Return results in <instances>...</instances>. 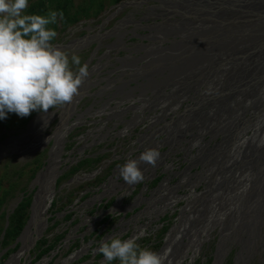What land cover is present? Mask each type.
<instances>
[{"label":"rangeland","instance_id":"rangeland-1","mask_svg":"<svg viewBox=\"0 0 264 264\" xmlns=\"http://www.w3.org/2000/svg\"><path fill=\"white\" fill-rule=\"evenodd\" d=\"M35 1L29 0L26 13L30 4ZM69 1V11L75 12L90 0ZM104 1L108 6L114 3V0ZM215 1L201 0L196 6L198 10L205 11L210 5L220 4ZM57 3L58 0H52L51 4L48 2L45 11H57ZM217 14L214 13L212 18H218L219 15L221 18L222 15ZM227 17L228 15L216 24L220 30L214 39L217 46L212 57L240 60L237 68L245 65L249 67L250 55L243 50L250 47L248 37L253 29L249 24H252L253 18L248 20L250 23L244 24L243 20L225 21ZM196 18L197 15L194 20ZM60 21L58 16L57 23L49 25L57 32V38L52 43L57 42L70 26H62ZM221 26L233 28L225 32L221 30ZM67 35L63 36L62 42H66ZM79 35L76 32L73 37ZM222 40H226L225 45L221 44ZM70 67L75 70L77 66L70 64ZM249 72L239 78L236 76V69L232 80L240 81ZM222 74L220 71L219 76L222 77ZM252 81L241 89L245 98L252 95L250 92L255 82L254 79ZM242 100L243 96L239 99L240 103ZM89 105L87 101H83L82 105L77 103L73 111H67L63 116L59 110L62 105L50 108L48 113L33 112L31 119L24 125L20 124L22 118L14 113L0 121V178H4V182L9 184L7 196L0 205V215L4 216L2 220L8 218L25 193L32 191V201L35 199L33 210L30 205L29 218L24 225L25 228L31 217L27 230L29 233L21 238L19 235L13 241L10 246L16 244L18 248L5 257L3 264H82L80 258L83 255L96 254L100 242L115 235L121 239L136 237L141 247H148L160 254L162 264H264V201L257 200L258 193L264 188V181L260 182L261 187L260 183L254 182L263 155L259 156L257 164L254 163L251 168L250 155L247 153L257 151V148H253L258 140H249L248 143L243 140L244 136L249 139L254 135L259 140L264 139L263 115L254 118L251 113L252 118L243 121L237 129L241 131V135L236 140L237 154L229 168L236 173L248 172L242 178L237 173L229 178L232 181L228 187L226 184L218 186L219 183H213L212 187L208 186V181L211 183L212 180L210 177L205 179L203 168L196 172L198 167L192 166L189 176L183 180L169 173L180 171L176 168V162L184 154L177 148L168 155L172 159L176 158L173 161L174 170L163 167L165 171L157 168L156 172L157 176L163 175L159 183L166 178L168 186L173 190H168L161 201L148 206L144 201L137 199L135 202L132 199L139 195L143 199L150 197L149 193L156 185H149L146 189L141 184H148L156 176L151 171H146L142 181L124 187L118 166L128 160L124 158L126 145L118 150L120 140L113 141V136L107 135L111 131H107L106 127L111 128L112 120L107 119V115L94 114L92 109L88 110L91 107ZM37 118L44 119L37 123ZM59 127L61 130L57 131ZM208 137L209 135L205 136L206 139ZM110 138L112 139L106 140ZM259 150L262 151V147ZM239 151L246 152V157L245 154L239 156ZM190 152L193 154L194 149ZM240 157L244 159L236 163ZM186 158L190 157L186 155ZM86 159L92 160L87 162ZM31 169L35 172L32 179ZM46 169L47 173L44 174ZM20 170L23 174L17 175ZM250 174L253 175L251 179ZM188 178L187 184L185 181ZM222 178L224 180V176ZM258 187L260 190H256ZM39 193L41 195L38 199ZM54 202L56 205L53 207ZM108 202L111 204L104 206ZM66 214H69L68 217ZM108 214L112 215V221L100 222ZM166 214L169 221H166ZM163 225L168 229L160 233ZM95 231L96 234L91 235ZM60 235L63 236L48 253L38 260L34 259L37 240L44 238L51 243ZM85 235L88 236L87 239ZM79 238L81 240L76 243ZM163 246L165 249L162 252ZM7 249L8 246L0 245V257Z\"/></svg>","mask_w":264,"mask_h":264},{"label":"flooded vegetation","instance_id":"flooded-vegetation-1","mask_svg":"<svg viewBox=\"0 0 264 264\" xmlns=\"http://www.w3.org/2000/svg\"><path fill=\"white\" fill-rule=\"evenodd\" d=\"M199 1L114 0L109 6L104 0H94L93 4L89 1L87 6L78 8L79 20L68 24L56 40L59 43H53L69 56L79 55L81 63H86L89 69L78 93L70 103L61 106L60 114L63 116L73 111L77 103L87 101L91 106L88 110L112 120L111 128L106 127L111 131L107 135L113 136V141L120 140L118 150L126 145L125 159H132L135 154L134 159H138L149 148L159 151L154 166L145 162L138 165L143 174L151 171L156 176L148 184H141L146 189L156 185L150 197L143 199L139 195L132 199L144 201L148 206L173 190L168 179L159 183L163 175L157 176L156 172L163 167L174 170L176 158L168 155L177 148L184 154L176 162L180 171L169 173L183 180L192 166L198 167L196 172L203 168L205 179L212 180L208 186L212 187L213 183L228 187L232 181L229 178L237 174L229 168L237 154L236 140L241 135L237 129L251 117L250 111L240 116H237L240 110L234 114L239 81L232 78L240 60L213 58L211 47L204 53L213 39L204 40L206 29L201 24L204 25L206 20L202 17L206 15L198 10ZM214 27L215 39L219 26ZM76 32L80 35L73 37ZM64 35L66 42L61 41ZM244 99L249 101V95ZM40 118L37 123L44 119ZM243 138L247 141L248 137ZM185 182L188 184L189 178ZM124 187L130 185L125 183ZM165 216L169 221V216ZM162 228L168 229L163 225L160 233L165 232Z\"/></svg>","mask_w":264,"mask_h":264},{"label":"clouds","instance_id":"clouds-1","mask_svg":"<svg viewBox=\"0 0 264 264\" xmlns=\"http://www.w3.org/2000/svg\"><path fill=\"white\" fill-rule=\"evenodd\" d=\"M28 3L0 0V121L10 113L24 118L70 103L89 75L88 65L81 63L79 55L69 56L52 43L57 32L49 25H55L58 16L63 20V12L28 14ZM159 156L156 149L142 151L138 159H128L118 166L120 177L128 185L142 181L139 163L154 166ZM97 251L103 256L101 264H162L160 254L141 247L136 237H107Z\"/></svg>","mask_w":264,"mask_h":264},{"label":"bare ground","instance_id":"bare-ground-1","mask_svg":"<svg viewBox=\"0 0 264 264\" xmlns=\"http://www.w3.org/2000/svg\"><path fill=\"white\" fill-rule=\"evenodd\" d=\"M215 8V7H214ZM208 11L210 12H214L215 10H213V8L211 7H208L205 9V13H208ZM224 18V17H223ZM203 20H206L204 22V25L201 24L203 27V29H206V32L204 34V40L205 41H209V39H213L212 42H210L209 44H207L205 46L206 48V51L204 52L205 54L208 53L210 51V47H211V53L214 54V52L216 51V42L214 40V33H215V25L219 22V18L215 17V18H209L206 14V17H202ZM230 19V18H229ZM228 18L225 20H229ZM235 20H237L236 16L234 17ZM250 19V16L246 19L245 22H247L248 20ZM224 22V21H222ZM244 22V23H245ZM239 24V23H237ZM251 26L252 29L255 28V30L251 31V33L249 34V37L248 39L250 40L249 41V44H250V47H246L243 52L250 55L249 56V59H250V66L248 67V65H245V66H240L239 68L238 65L236 66V69H237V73L236 75L241 78L245 75V73H247L248 71L249 74L247 76H245L244 79L240 80L237 85H236V90H237V96L235 97V107H234V113L235 115L237 114V116H240L242 113H245V112H248L250 111V114L252 113L254 115V118L255 117H258L260 115H263L264 116V79L259 83V85L263 88V90L261 91L260 94H256L257 91H255L256 88L253 89V92L251 91L250 94H252L251 96H249V101H245V99L239 104V106L237 105V101L238 99H240L241 96H243V98L245 97L243 94L244 92L241 91V89L245 86V84H248V83H251L252 80L255 78L257 72L260 70V72H264V56H261L259 57L258 55H264V42L263 44H260V40L258 39V35H257V28H259L260 26H263L261 27L258 31L261 32L262 29H264V18H256L255 20H253L252 24L250 23L249 24ZM221 30L223 31H227L228 29H231L229 27H225V26H221ZM257 27V28H256ZM220 30V27L219 29ZM219 32V31H218ZM222 33V32H221ZM262 36V35H261ZM217 37V36H216ZM222 42L221 44L225 45L226 43V40H222L220 41ZM225 53V52H224ZM260 53V54H259ZM256 61V63H254ZM259 63H262V64H259ZM236 69H235V72H236ZM262 70V71H261ZM251 77V78H250ZM247 93V92H246ZM241 95V96H240ZM247 105V106H246ZM252 115V116H253ZM251 116V115H250ZM251 116V118H252ZM250 117L247 120H250L251 119ZM236 125L238 123H235ZM258 136L257 135H254L253 137H250L249 140L253 141V140H258L256 145L254 146L253 149L257 148L255 151L256 152H253V154L251 153H247V155L249 154V158L251 159V164L250 167L256 163L257 164V161L259 159V156L261 157L263 155V160H262V164H261V167L259 168L258 170V173L255 175V173L253 175H255V177L257 178L254 182H257V183H263L264 181V139L262 140H259L257 138ZM263 137H264V134H263ZM261 139V138H260ZM242 140V139H241ZM261 141V143H260ZM261 145V146H260ZM253 147V145L251 146V148ZM259 147H262V151L259 150L258 151V148ZM249 149L250 151H252V149ZM254 151V150H253ZM261 152V153H260ZM239 156L242 155V154H245V157H246V152H240L239 151ZM238 156V157H239ZM237 159V158H236ZM244 157H240L237 159L236 163H238L239 161L243 160ZM49 165V164H48ZM48 168V166H47ZM253 168V167H251ZM47 173V169L44 171V174ZM237 173H240V177L242 178L246 173L248 172H237ZM43 174V175H44ZM250 174V179L252 178V176ZM246 178V177H245ZM243 183V181H242ZM261 183H260V187H261ZM257 187V186H256ZM260 187L256 188V190H260ZM244 190V189H243ZM253 192V191H252ZM40 193L38 194V199L40 197ZM257 200H260V201H264V188L262 187L260 192L258 193V197H257ZM37 201V200H36ZM248 212V211H247ZM253 215V213H251ZM250 215V214H249ZM28 231H26L27 233ZM29 233V232H28Z\"/></svg>","mask_w":264,"mask_h":264},{"label":"trees","instance_id":"trees-1","mask_svg":"<svg viewBox=\"0 0 264 264\" xmlns=\"http://www.w3.org/2000/svg\"><path fill=\"white\" fill-rule=\"evenodd\" d=\"M52 3V0H36L35 2L31 3L27 13L28 14H39L42 16H46L49 13V10L45 11V7L47 5V3ZM94 0H90V4H93ZM70 1L69 0H58L57 3V7H59L57 9V12H63V20L60 21V24L62 26H67L70 23L76 22L77 20H79V11H75V12H70L69 11V5ZM83 6H87L89 4V2H85L83 3ZM81 16V15H80ZM50 27V26H49ZM54 28V27H52ZM55 29V28H54ZM32 115H29L28 117H24L22 118V120L20 121V124L24 125L27 124L28 121L31 119ZM36 162V161H35ZM34 169H31V179L34 177L35 172H33ZM23 171L20 170V172L17 175H22ZM9 188V184L8 182H4V178H0V205L3 203L5 197L7 196V191ZM32 194L33 192H28L25 193L22 197V200L19 202V204L13 209V211L11 212V214L8 216V218H5V220L2 218L4 217L3 215H0V245L3 247H7L8 249L7 251L0 257V264L4 263V259L5 257L11 252V251H15L16 248H18V245H14L13 247L10 246L13 241L20 235L21 231L24 228V225L27 221V219L29 218V207L31 205V201H32ZM56 205V203H53V207ZM110 205V202L107 203L104 206ZM69 214H66L65 216L68 217ZM110 214L105 215L100 222L102 223H106V222H111L113 217ZM7 223V225H6ZM166 228H162V232L165 231ZM4 231V233H3ZM97 231H95L94 233H92L91 235L96 234ZM3 233V235H2ZM63 235H60L58 237H56L54 239L53 242L48 243L47 239H39L37 240L36 244H35V249H36V253L34 254V259L38 260L40 259L43 255H45L46 253H48L55 245V242L58 241L59 238H61ZM86 239L88 238L87 235ZM81 239L79 238L77 240L76 243H79ZM145 240H143L144 242ZM151 242V241H149ZM157 247V245H156ZM103 256L97 252L96 254H86L83 255L80 258V263L82 264H101V260H102ZM112 264H119L118 261H113Z\"/></svg>","mask_w":264,"mask_h":264},{"label":"water","instance_id":"water-1","mask_svg":"<svg viewBox=\"0 0 264 264\" xmlns=\"http://www.w3.org/2000/svg\"><path fill=\"white\" fill-rule=\"evenodd\" d=\"M217 2H220V4H217V6H215V8L212 5L209 6V7L213 8V10H215V11L214 12L209 11L208 13H205V15L207 14L208 17H211L214 13H218L217 15L221 14L224 17L226 15H228L227 18L228 19L230 18L231 20H234V17L236 16L238 21H241V20L246 21V19L249 16H250V18H253V20H255L258 17L264 18V0H231L230 2H226V0H217ZM219 16H218L219 19L223 18L222 16H221V18ZM247 23H250V22L247 21L244 24H247ZM261 27H263V26H260L259 28L256 27V28H257V35H258V39L260 40V44H263V42H264V29H262L261 32L258 31ZM254 30H255V28L253 29V31ZM258 56L261 57L264 55H258ZM254 63H256V61ZM259 64H262V63H259ZM263 79H264V72L258 71L255 78H254L255 82H254L253 87H252V92H253V89L256 88L255 89V91H257L256 94L261 93L263 88L260 89L261 86L259 85V83ZM248 141H249V139H247L246 142L248 143ZM34 203H35V199H34V201H32L31 210H33V206L35 205ZM30 221H31V217H30L29 221L27 222V225L25 226V228L22 230V232L19 236L20 238L28 230ZM6 225H7V223H6ZM3 233H4V231H3ZM3 233H2V235H3ZM164 249H165V247L163 246L161 248V251L163 252Z\"/></svg>","mask_w":264,"mask_h":264}]
</instances>
